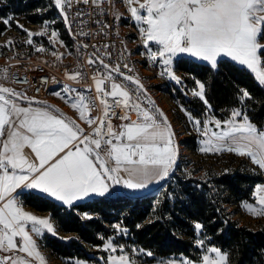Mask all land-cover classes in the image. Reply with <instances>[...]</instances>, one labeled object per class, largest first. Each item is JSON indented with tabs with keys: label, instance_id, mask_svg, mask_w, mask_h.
Listing matches in <instances>:
<instances>
[{
	"label": "snow or ice",
	"instance_id": "snow-or-ice-1",
	"mask_svg": "<svg viewBox=\"0 0 264 264\" xmlns=\"http://www.w3.org/2000/svg\"><path fill=\"white\" fill-rule=\"evenodd\" d=\"M82 2L87 4L89 0ZM91 2L99 6L102 0ZM53 3L70 26L67 9L73 0H53ZM125 3L140 33L145 49L142 55L146 54L151 64L162 66L160 76L181 83L173 69V59L178 54L208 62L212 69L223 58H230L249 69L264 86V43H261L264 0H125ZM11 19L3 18L2 22L8 25ZM47 26L45 21L43 30L36 33L24 29L28 36L25 43L36 52L47 51L43 46H36L33 40V36L46 35ZM57 36L52 31L50 42H55ZM14 43L9 40L3 47H13ZM52 54L57 59L63 56L55 51ZM97 63L100 68L93 72L95 98L66 85L53 93L78 112L79 118L92 128L90 133L59 108L0 84V252L12 253L0 256V264H46L33 234L42 236L45 230L55 234L50 218H39L23 210L21 193L17 190L38 191L71 206L93 195L104 196L115 185L144 189L152 182L168 178L176 166L179 155L176 133L165 113L147 98V89L138 77L122 72L119 65L110 66L96 52L71 72L65 70V75L80 82L86 79L81 69ZM123 67L133 71L127 63ZM0 75L5 80L11 78L6 68L0 69ZM53 82L57 81L53 78ZM196 83L198 90L193 95L211 111L205 84ZM145 99L151 107L144 104ZM245 99H251L250 93L241 90V101ZM96 100L102 105V115L92 117L90 112L95 110ZM181 110L193 128L207 137L201 141V152H233L249 157L253 164L264 169V130L258 129L242 110L234 109L231 117L223 121L210 116L201 121L187 110ZM132 113L136 115L135 120L131 118ZM110 116L122 123L114 126ZM209 125L219 131H213ZM262 193L264 186H258L256 205H244L254 216H264ZM84 218L91 219V216L85 214ZM114 227L121 233L127 232L120 225ZM202 227L195 224L198 233ZM197 245L203 246L204 241L198 240ZM104 250L120 252L110 256L107 264H136L123 246L117 247L111 239L105 242ZM137 251L153 255L144 249H133ZM204 251L201 264H229L228 254L221 249L207 247ZM16 252L25 253L27 258ZM160 264L175 262L161 261ZM181 264H192V261H181Z\"/></svg>",
	"mask_w": 264,
	"mask_h": 264
},
{
	"label": "trees",
	"instance_id": "trees-1",
	"mask_svg": "<svg viewBox=\"0 0 264 264\" xmlns=\"http://www.w3.org/2000/svg\"><path fill=\"white\" fill-rule=\"evenodd\" d=\"M11 3L19 12L45 6L40 0H11ZM41 20L31 18L33 23ZM175 68L183 78L205 84L211 112L225 117L230 110L240 109L258 129L264 130V86L250 71L226 59L212 69L208 64L183 58L176 62ZM241 90H247L251 99L241 101ZM186 101L200 107L197 101ZM184 143L191 148L199 144L193 136ZM253 176L237 168H226L211 171L205 179L168 184L159 195L152 192L140 196L104 195L70 207L35 191L23 193L22 200L38 212L50 213L62 232L76 234L77 238L70 241L47 236L44 246L56 257L87 258L84 244L101 245L98 234L111 235L107 222L119 219L129 229L130 241L152 252L155 258L185 256L196 260L195 224L199 223L210 242L228 254L229 264H264V221L257 227L240 226L225 207L249 199L254 186L264 183L260 176ZM79 212L96 217L83 220Z\"/></svg>",
	"mask_w": 264,
	"mask_h": 264
},
{
	"label": "rangeland",
	"instance_id": "rangeland-1",
	"mask_svg": "<svg viewBox=\"0 0 264 264\" xmlns=\"http://www.w3.org/2000/svg\"><path fill=\"white\" fill-rule=\"evenodd\" d=\"M40 1L43 4H45L44 7L35 9L33 11L25 10V11L19 12L11 3V0H0V50H1L2 55H9L12 58H20L26 55L28 52L34 51L35 49L33 46L25 43V41L28 39V36H27V32L24 31V29L31 31L32 33L42 31L43 30L42 26L44 25L45 21H47L48 22L47 34L43 36H33L35 45L36 46L49 45L53 49H56L60 53H63L65 58L72 57L73 51L70 47L71 46L70 37H69L67 25L65 24L63 16L61 15L60 11L54 5L53 0H40ZM21 9L23 10V8ZM7 17H12V19L8 25H5L2 22V20L3 18H7ZM40 17H43V19L41 20ZM31 18H35V19L38 18L41 21L37 23H33L31 21ZM18 25L23 26V27L22 28L18 27ZM52 31H56L58 33V36L54 38L55 42H50V35ZM9 40H12L15 42L14 46L13 47H3V45H5L6 42ZM261 43H264V40H261ZM183 58H189V59H192L193 61L210 65L208 62L199 60L197 58H193L188 54H178L173 59V63ZM224 59L229 60L237 64L238 66L244 67L245 69H247L245 66L240 65L238 62L232 61L230 58H223L222 60ZM247 70L250 71L249 69ZM174 73L176 76L181 78V83H176L174 80H171L168 77L167 78L176 87V89L181 92L183 97L186 100L191 99V100L197 101L198 104H200L199 106L201 108L200 107L198 108H200L201 111L208 110L204 102L199 97L193 95V92L195 90H198V85L196 83L197 81L191 82L189 81V79H187V77L183 78V76L176 69H174ZM153 74L154 73L151 71H145V70L140 69V77L142 78L143 85L146 88H148L150 91H153V89L159 84V79L156 78ZM184 83L186 84V87ZM0 84H3L1 80H0ZM17 91H20V90H17ZM153 93L157 99L158 97L163 98V99L161 98L160 102L162 106L165 108L166 112L168 113L167 119L169 123H172V129L176 133V136H177L176 138H178L177 145H178L179 155L177 158L176 166L174 167V170L170 174V177L160 180L158 182H152L147 186V187H152L151 191L155 190L152 192V194L159 195L161 190L165 189L168 184L186 182L188 179H192V178L193 179H205L207 174L210 173L211 171L221 172L222 170L226 168L228 169L237 168V170L239 169L242 172L245 171L247 174H249L252 177H254L253 175H255V176H260L262 179H264V169H260L257 165L253 164L251 159L247 156H240L233 152H228V151H221L219 153L215 151L201 152L200 148L203 147V144L201 143V141L207 139V137L202 136L198 131L193 133L192 124L189 122L188 117L184 116L186 115L185 111L181 110V108L183 107H181L177 103H175L176 105H172L167 99L164 98L165 96L164 94L156 93L155 91H153ZM186 100H183L181 98L182 103H187ZM53 101L54 102L52 103L50 102L48 103L52 104L56 108H59L66 115L71 116L72 119L75 120L76 123L78 124V120H81V119L79 118V114L76 110H73L70 107V105L65 102V100L60 99L58 97ZM189 105L194 106L193 104H189ZM185 110L190 112L193 117L198 118L202 121L201 117L198 116L192 110L190 109H185ZM233 110L234 109L230 110L229 115L226 116L227 119L231 117V113ZM208 111H205V112H208ZM210 112L211 111H209L208 113ZM132 116H134V114ZM236 119L239 120L241 118L237 117ZM179 124H181V126ZM192 136L195 137V140L199 143L194 148H191L187 144L184 143V140ZM242 160H244L245 162H243ZM118 186H121L123 189L125 188L122 185H118ZM258 186H264V183H258L254 186L249 199L238 201V203L235 205L225 204V207L227 208V212L230 214L231 218L233 220H236L240 226L245 225L249 227H257L258 223L260 224L262 221H264V216H254L250 214V212L246 210V208L244 207V205L246 204L256 205V202L258 199V195H257ZM115 188L113 189L110 188L111 189L110 194L112 196H117L118 194H120L119 193L120 189L119 188L115 189ZM125 189L130 190V192L132 193H135V195L130 193L131 195L129 196H139L137 195L138 192L136 193V191H139L140 189H135V190L127 189V188ZM121 194H123V192H121ZM26 212L29 213V211L27 210ZM30 214H33L39 218H50V221L54 225L55 234L48 233L46 230L43 232L42 236H36L35 234H33V238L36 240V243L38 245V250L46 258V264H75L76 261H83L85 262V264H107L110 256L120 255L119 251L112 252L110 250L108 251L104 250L105 242L109 239H111L117 247L123 246L124 252L127 253L132 259L136 260V264H160L161 261H174L175 264H181V261H189V260L192 261V264H201L202 256L205 254V251H204L205 248L216 247V248L221 249L220 247L210 242V239L206 236V233L202 227V229L199 230V233L198 232L196 233V239L194 241L196 249L194 250L193 253H194L196 260H192L185 256L155 258L153 255L148 256L146 254H141L139 251L133 252V249L139 250V249H144V248L130 241L129 229L125 227L119 219H117L116 221L107 222L108 224L107 226L111 228V235H105L103 233L98 234V238H100L102 241L101 245L93 246L89 244L85 245L83 243L86 250H88L87 258L56 257L55 255L52 254V252L47 247L44 246V242L47 236L50 235L58 239H61L63 241H70V240L77 238L76 234L62 232L59 226L56 224V222L48 214H41V213L40 214L30 213ZM85 214H88L89 216H91V218L96 217V215L90 214L88 212H79V215L83 220L86 219L84 218ZM115 225H120L121 228L127 229L126 234L119 232L114 227ZM198 240H203L204 245L198 246L197 245ZM144 250L145 252L149 251L146 249ZM3 255H12V253L0 252V256H3ZM16 255L26 257L25 253H20V252H17ZM28 259H31V258H28Z\"/></svg>",
	"mask_w": 264,
	"mask_h": 264
},
{
	"label": "built area",
	"instance_id": "built-area-1",
	"mask_svg": "<svg viewBox=\"0 0 264 264\" xmlns=\"http://www.w3.org/2000/svg\"><path fill=\"white\" fill-rule=\"evenodd\" d=\"M78 13L81 15H77ZM67 15L71 20V25H67V30L71 42L70 47L73 51L72 57L65 58L63 55L60 59H57L52 53L54 51L56 53L60 52L49 45H42L47 49L44 53L34 50L20 58L2 55L0 50V69L6 68L11 75L8 80L3 79L2 75H0V80L5 86L24 91L30 97L50 103L57 98L53 93L61 91L65 85L83 92L85 96L95 98L97 93L95 91L93 72L100 68L98 63L81 69L86 73V79L80 82L69 79L65 75V70L71 72L78 65L84 64L87 58L96 52L110 66L119 65L121 71L128 75L141 78L140 69L153 72V75L159 79V84L153 91L164 94V98L172 105L177 103L183 109L192 110L201 117L202 121L209 116L221 121L227 119L226 116L222 117V115L213 112L208 113V110H205L208 112L201 111L196 106L182 103L180 91L176 89L166 76L162 77L159 75L162 66L151 64L146 54L142 55V53H145V49L140 39L139 30L127 11L125 0H102L99 6L93 4L91 0L87 4L83 3L82 0H73L72 6L67 9ZM117 15H119V19L116 18ZM81 32L87 33V35H81ZM84 44H87L88 47L83 48L82 45ZM106 45L107 47H105ZM108 53L111 55H107ZM125 63L128 64L129 68L133 69L132 72H128V69L123 67ZM103 71L105 70L101 69V72ZM42 77H47L48 79L43 80ZM53 78L57 82H53ZM117 79L120 80L122 78L117 77ZM124 83L128 82L124 81ZM184 85L186 87L185 83ZM130 87L134 86L130 85ZM37 88L40 90L37 91ZM146 89L147 98L154 101L155 105L167 116V112L160 102L162 97H158V100L153 91ZM144 104L151 107V105L147 104V99L144 100ZM116 111L119 114V109ZM133 114H131V118L135 120L136 115L132 116ZM90 115L92 117L102 115V105L99 100H96L95 110L91 111ZM110 119L114 126L121 123L116 117L110 116ZM78 124L86 132L90 133L92 131V128L84 121L78 120ZM179 125L181 126V124ZM192 131L195 133L197 130L192 126Z\"/></svg>",
	"mask_w": 264,
	"mask_h": 264
},
{
	"label": "crops",
	"instance_id": "crops-1",
	"mask_svg": "<svg viewBox=\"0 0 264 264\" xmlns=\"http://www.w3.org/2000/svg\"><path fill=\"white\" fill-rule=\"evenodd\" d=\"M176 62L177 61H175L174 63H173V69H176L175 68V64H176ZM178 71V70H177ZM179 72V71H178ZM180 73V72H179ZM181 74V73H180ZM140 80H141V82L143 83V81H142V78H139ZM197 99V98H196ZM198 100V99H197ZM199 101V100H198ZM167 116H168V113H167ZM71 119H72V117L71 116H69ZM73 120V119H72ZM169 122V121H168ZM122 123V122H121ZM121 123H119L118 125H117V127L121 124ZM124 123H127V122H124ZM171 124V123H170ZM172 126V125H171ZM177 137V136H176ZM178 141V138H176V142ZM177 144V143H176ZM179 144V143H178ZM165 183V182H164ZM163 183V184H164ZM162 184V185H163ZM116 187V188H115ZM113 188H115V189H120V191H119V193L121 194V192H123V194L125 193V195H131V194H133V195H135V193H132V192H130V190H126L125 188L123 189L121 186H114V187H111V189H113ZM111 189L109 190V192L107 193V194H105V195H111L110 194V192H111ZM151 189H152V187H147V188H144V189H140L139 191H136V193H137V195H146V194H148V193H151V192H153V191H155V190H153V191H151ZM18 192H20L21 194L19 195V200H20V202H21V205H22V207H23V210L24 211H29V213H36V214H48L50 217H51V215H50V213H48V212H38V211H36V210H34V209H32V208H30V207H28V206H26L25 204H24V202H23V200H22V194L23 193H27V192H32V191H34V190H23V192H21V190H17ZM151 191V192H150ZM35 192H38V191H35ZM148 192V193H147ZM39 193V192H38ZM131 193V194H130ZM146 193V194H145ZM42 194V193H41ZM47 196V195H46ZM48 197H50V196H48ZM96 197H99V196H97V195H93V196H90V197H87V198H85V199H83V200H80V201H76V202H74V204L73 205H75V204H78V203H83V202H86V201H89V200H92L93 198H96ZM51 199H53L55 202H57L58 204H60V205H63V206H66V207H70L69 205H64L61 201H58V200H56V199H54V198H52V197H50ZM72 206V205H71ZM18 239V241H19V238H17ZM16 254H17V252H16Z\"/></svg>",
	"mask_w": 264,
	"mask_h": 264
},
{
	"label": "water",
	"instance_id": "water-1",
	"mask_svg": "<svg viewBox=\"0 0 264 264\" xmlns=\"http://www.w3.org/2000/svg\"><path fill=\"white\" fill-rule=\"evenodd\" d=\"M209 127H211L213 131H219V129H216V128L214 127V125H209ZM222 127H223V125H222ZM161 186H162V185H161ZM161 186H160V187H161ZM160 187H159V188H160ZM159 188H158V189H159Z\"/></svg>",
	"mask_w": 264,
	"mask_h": 264
}]
</instances>
